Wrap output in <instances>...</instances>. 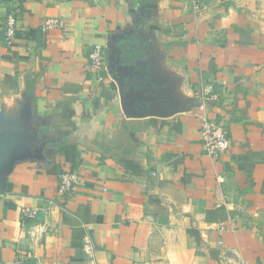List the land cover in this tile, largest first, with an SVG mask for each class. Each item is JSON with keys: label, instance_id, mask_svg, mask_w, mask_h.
Returning <instances> with one entry per match:
<instances>
[{"label": "crops", "instance_id": "obj_1", "mask_svg": "<svg viewBox=\"0 0 264 264\" xmlns=\"http://www.w3.org/2000/svg\"><path fill=\"white\" fill-rule=\"evenodd\" d=\"M256 10L0 0V24L18 21L10 45L0 25V264H264ZM47 20L62 26L44 32ZM96 45L104 67L90 75ZM202 117L230 141L217 160L202 150ZM61 172L81 181L63 199Z\"/></svg>", "mask_w": 264, "mask_h": 264}, {"label": "built area", "instance_id": "obj_2", "mask_svg": "<svg viewBox=\"0 0 264 264\" xmlns=\"http://www.w3.org/2000/svg\"><path fill=\"white\" fill-rule=\"evenodd\" d=\"M200 0H191L193 7H199ZM1 31L6 45H10L16 36L18 29V21L14 13H9L1 22ZM62 23L58 20H47L44 23L42 30L44 32L51 29L61 28ZM105 47L101 45L94 46L89 55L87 70L90 75L98 74L104 67ZM204 104V102H202ZM200 138L202 150L204 154L212 160L219 159L222 155L228 152L230 141L226 131L216 122L205 117L201 118L200 122ZM80 178L75 172H61L58 176L57 196L65 198L68 194L80 184ZM37 209H23L21 211L22 218L32 219L36 216ZM222 230V228H221ZM13 264H22L21 261L15 260Z\"/></svg>", "mask_w": 264, "mask_h": 264}, {"label": "rangeland", "instance_id": "obj_3", "mask_svg": "<svg viewBox=\"0 0 264 264\" xmlns=\"http://www.w3.org/2000/svg\"><path fill=\"white\" fill-rule=\"evenodd\" d=\"M255 5L259 18L264 21V0H255Z\"/></svg>", "mask_w": 264, "mask_h": 264}, {"label": "water", "instance_id": "obj_4", "mask_svg": "<svg viewBox=\"0 0 264 264\" xmlns=\"http://www.w3.org/2000/svg\"><path fill=\"white\" fill-rule=\"evenodd\" d=\"M4 153H6L5 148L0 147V168H1V166H2L1 164L3 163V160H4V157L2 155Z\"/></svg>", "mask_w": 264, "mask_h": 264}]
</instances>
